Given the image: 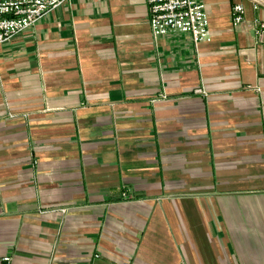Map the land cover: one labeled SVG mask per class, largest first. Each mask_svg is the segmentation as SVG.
I'll return each instance as SVG.
<instances>
[{"label":"crops","instance_id":"crops-1","mask_svg":"<svg viewBox=\"0 0 264 264\" xmlns=\"http://www.w3.org/2000/svg\"><path fill=\"white\" fill-rule=\"evenodd\" d=\"M200 2L204 41L65 0L0 44V264H264V2Z\"/></svg>","mask_w":264,"mask_h":264},{"label":"built area","instance_id":"built-area-1","mask_svg":"<svg viewBox=\"0 0 264 264\" xmlns=\"http://www.w3.org/2000/svg\"><path fill=\"white\" fill-rule=\"evenodd\" d=\"M65 0H0V44L33 26L44 14ZM259 3L264 0H253ZM153 35L172 31L190 33L195 42L209 39L208 16L200 0H147ZM255 5V4H254ZM243 6H232V23L243 18ZM255 33L264 42V20L255 21Z\"/></svg>","mask_w":264,"mask_h":264}]
</instances>
